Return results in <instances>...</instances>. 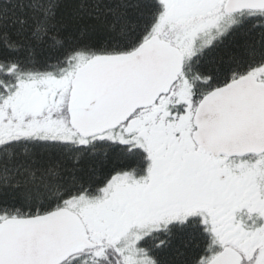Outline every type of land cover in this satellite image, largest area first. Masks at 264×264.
<instances>
[{
  "label": "trees",
  "instance_id": "1",
  "mask_svg": "<svg viewBox=\"0 0 264 264\" xmlns=\"http://www.w3.org/2000/svg\"><path fill=\"white\" fill-rule=\"evenodd\" d=\"M164 12L161 0H0V110L5 107L0 113V133L11 129H5V121L27 127L46 121L51 130L77 132L68 107L80 69L100 59L131 55L155 37L172 46L178 30L182 34L194 31L210 16L196 27L188 17L166 23L160 30ZM228 15H235L234 26L209 45L196 44L195 53L183 57L174 87L191 90L192 113L207 92L264 67V4ZM178 81L187 84L178 85ZM33 84L34 88L29 87ZM16 96L18 103L9 106ZM181 97L173 93L172 98L156 101L158 107L151 106L137 126L148 132L153 127L145 124L148 115L162 121L164 128L178 125L180 117L174 114L179 111L172 106ZM31 131L0 137V215L7 216L0 219V226L72 210L69 201L79 205L82 196L98 192L114 174L143 173L145 157L135 146L140 138L133 130V144L113 140L111 135L99 139L97 133L78 131L79 136L69 140L46 133L33 137ZM218 196L219 202H226ZM207 198L206 207H219L212 197ZM229 213L233 214L224 207L216 216L229 217ZM125 219L126 215L118 218L119 230ZM212 235L203 220L193 217L172 222L161 236L143 241L142 246L152 253L153 264H212L225 252L233 256V264H264V231L259 242L254 237L244 242L239 234L231 238L225 234L219 242ZM85 239L93 245L80 243L59 264H129L116 243Z\"/></svg>",
  "mask_w": 264,
  "mask_h": 264
},
{
  "label": "water",
  "instance_id": "2",
  "mask_svg": "<svg viewBox=\"0 0 264 264\" xmlns=\"http://www.w3.org/2000/svg\"><path fill=\"white\" fill-rule=\"evenodd\" d=\"M180 66L178 51L155 37L131 55L100 59L80 69L68 107L74 126L89 131L125 118L168 88ZM121 111L124 115L116 116ZM194 120V141L214 158L263 154L264 83L249 74L225 89L213 91L199 103ZM65 215L71 214L63 211L1 225L0 264L60 263L70 254L69 251L60 259L62 251L53 247L59 239V229L70 227ZM80 243L92 245L83 237L78 238ZM230 256L225 252L212 264H233Z\"/></svg>",
  "mask_w": 264,
  "mask_h": 264
},
{
  "label": "rangeland",
  "instance_id": "3",
  "mask_svg": "<svg viewBox=\"0 0 264 264\" xmlns=\"http://www.w3.org/2000/svg\"><path fill=\"white\" fill-rule=\"evenodd\" d=\"M164 3L165 12L163 15L162 20L160 21V30L161 27H163L166 23L167 25L169 22L177 21L180 18H191L193 22L195 23V27L202 21L205 20V16L207 12H210V17L208 16L207 22L208 23L211 20V17L220 18L222 14H225V17L223 19H219V22L216 23V20L214 22L209 23V26H205L203 23L201 25H198L196 30H190L187 34H182L180 30L176 33L175 41L177 43L172 44L170 46L166 40L165 44L169 46L170 49L177 50L179 55L182 57L185 56H192L195 53V45H207L211 44L219 35H222L227 31V27H230L233 23L234 18L230 15H227V9L224 6L222 11L220 12L221 7L227 3V7L229 11L240 8L243 5L244 6H259L264 4V0H161ZM226 1V2H225ZM261 2L259 5H253L255 3ZM226 18V19H225ZM196 34V35H195ZM186 82V81H184ZM60 85H63V83H60ZM29 87H35V84L30 85ZM179 89H182V98H179L178 102L185 105V107H189V98H190V92L188 89H184L182 87H179ZM22 95V94H18ZM17 96L12 97V99L9 101V106L15 105L17 102ZM5 107H3V112L0 110L1 116L2 113L5 112ZM19 114V113H18ZM20 115V114H19ZM21 117V116H20ZM41 120L44 119V116H41ZM153 116L148 115V120L145 122V124H150L151 126H154V121L152 119ZM122 118L118 119V121H115L114 123H103L102 128H107L108 125L110 129H108L105 133H101V131H98L99 138H109L111 135V139L113 140H121V141H127L132 143L135 138L131 135L130 126L126 125H120V127L115 128L112 124L117 125V123ZM189 119H191L188 115L186 118H182L178 125H176V129L181 130L183 132L184 138L189 139ZM11 122L5 121L4 126H6L5 129H9L8 133H0V137L8 135H18L23 134L27 132H23L24 129L32 130L29 133H32L34 136L37 137L39 135H45L50 134L53 138H65L72 140L79 136L76 134L78 131L81 132V134H92L95 133L97 130L102 129H96L94 127L93 129L87 130H80V129H74L72 132V135L70 133H66L65 130H51L50 126H47V122H39V123H31L27 124V126L22 125H11ZM62 123V122H60ZM111 125V126H110ZM140 125V122H136L132 124V130L138 133L141 131L140 127L137 126ZM2 126V125H1ZM115 126V125H114ZM145 126V125H144ZM64 129H70L68 127H65L63 125ZM115 128V129H114ZM169 128V127H168ZM138 130V131H137ZM67 131V130H66ZM42 133V134H39ZM32 136V135H28ZM20 137V136H17ZM71 138V139H70ZM81 141L84 142V139L81 137ZM80 141V143H81ZM137 142L142 143L141 139H136ZM133 144V143H132ZM135 146L140 147L136 144ZM148 182V177L146 176V184ZM143 183V176H132L129 173H117L111 176L110 179H108V182L98 190L96 193L88 196H82L81 200H79V205H74L72 202L69 201L70 208L72 210H68V212L73 215V218L71 215L70 217L66 216L65 218L68 219V224L70 227L66 226V228H61L59 232V239L55 242L54 248L58 249L60 252L62 251L59 258L63 257L64 255H67V252L70 251L73 252L79 244L78 238L79 237H88V238H94L100 243H116L118 247L120 248L123 255H125V259L128 261L129 264H153L152 259L145 253L142 242L146 239H152L154 236L158 237L156 229H165L166 226L172 224V222H186L187 219H193V217L200 218L203 220L205 225H208L209 228H211V231L214 235V239H217V241L221 242L223 241V238L225 237V234H228V232H234L233 227L229 229L228 227L231 224L230 218L227 216L224 217H218L216 216V213L221 209L226 207V209L233 214H236L239 212V207L237 200L232 199L230 195L226 193L224 190H219L217 192L213 191L212 193L208 191L205 193V191L198 190L196 195L193 193V195L187 194L184 202L185 204H181L180 208L178 210H174L172 206H169V210L164 209L160 213H156L151 215L155 221H151L148 215H142V212L140 210H134L132 212L126 210L121 211L119 209L120 205L123 204L124 201H126V205L130 200H132L131 192H136V195L138 196V190L139 187L142 186ZM140 184L139 187H137ZM132 186L133 188L129 187ZM135 188V191H134ZM226 198V202H219V196ZM215 195V196H214ZM199 205L197 204V198ZM208 197H212L211 201L216 202L219 204V207H214L209 209L204 204L205 202L208 203ZM214 196V197H213ZM85 197L86 200H85ZM184 197V196H183ZM165 198H169V196H165ZM227 200L229 202H227ZM85 201V203H84ZM212 203V202H211ZM137 209V207H135ZM232 209V210H231ZM234 209V210H233ZM246 210L248 213H253V208L243 207L241 210ZM259 209L264 210V202L263 200L260 201ZM258 209V210H259ZM256 210L255 212H257ZM224 211V210H223ZM138 212H140L138 214ZM126 215V219L123 220L124 223L122 224V227H120L119 230V221L118 218L123 217ZM7 218L6 214L0 215V219ZM172 218V220H171ZM77 223L79 224V229L81 232H79V229L77 227ZM156 224V225H154ZM108 226H112L113 232L110 230ZM235 228L238 227V225H233ZM234 228V229H235ZM236 230H240V228H236ZM116 231V232H115ZM120 232V233H119ZM120 236L116 240L114 238L115 236ZM117 241V242H116ZM118 252L119 249H118Z\"/></svg>",
  "mask_w": 264,
  "mask_h": 264
},
{
  "label": "flooded vegetation",
  "instance_id": "4",
  "mask_svg": "<svg viewBox=\"0 0 264 264\" xmlns=\"http://www.w3.org/2000/svg\"><path fill=\"white\" fill-rule=\"evenodd\" d=\"M260 3L261 2H258L253 5H258ZM224 6L227 9L226 13L240 11L248 7L247 5H243L240 8L229 11L226 3V5L224 4L221 7L220 12L222 13ZM207 14H210V12H207L206 15ZM223 17H225V14H222L220 18L211 17L210 21L214 22L216 20L217 23L219 19H223ZM233 18H235V15ZM210 21L205 24L206 27L209 26V23H211ZM234 24L235 19L230 27L234 26ZM230 27H227V31ZM181 68L182 67H178L175 71L171 85L174 83ZM252 74L257 77L258 81L264 83V67L256 69ZM239 80L240 79L232 80L218 89H225L237 83ZM176 83L175 81V84ZM186 84L187 82L178 81V85ZM171 85L161 90L156 98L148 104L139 106L131 113H127L126 116H124L125 118L122 117L118 123L127 121V127L130 126L132 135V124L138 122L140 118L142 119L151 106H156V101H158L161 94L170 93V98L173 97V93L177 96L182 95V89H176L174 84ZM213 91L207 92L201 98L203 99ZM189 92L191 93V90ZM169 95L161 96L160 100L165 99L166 96ZM192 98L194 102L195 98ZM198 103L199 101H197L196 108ZM156 107H158V105ZM176 107L179 113L174 115L180 117V120L186 118L187 115L189 117L191 116V119H189V139L184 138L183 132L176 129L177 126L171 125L169 128H164L163 122H158L156 120L153 122L154 126L148 132H146V130L140 131L137 136L142 140V143L138 145L141 146L145 157L142 173L143 187H139L138 185V196L136 192L133 193L132 191V200H130L127 205L126 201H124L119 209H122L121 211L126 210V212L140 210L142 215H148L151 221H155L151 215L160 213L164 209L169 210V206H172L174 210H178L180 208L178 203L179 205L185 204L182 202H184L187 194L192 196L193 193L198 190L207 193L208 191L217 192L221 189L226 191L232 199H236L239 207L243 208L250 206L253 208V213H248L246 210H241V208H239L237 214L231 215L229 213L231 224L228 228L231 229L233 227L235 231L228 232V236L231 238L239 234L244 242L246 239H252L253 237L254 242L262 241L261 238L263 236L261 235L264 231V210L259 209V206L261 200L264 202V153L234 157L219 156L218 158L204 153L193 139V134L197 130L194 120L196 108L192 113L191 104L189 107H185V105L180 102H176L173 104L172 110ZM172 110L170 114H172ZM130 175L132 177L136 174L133 172ZM146 176L148 177L147 184ZM130 188L133 187L130 186L129 189ZM197 193L198 192L194 194L196 195ZM165 196H169V198H165ZM227 202L229 201L227 200ZM135 207H137V209H135ZM256 210L258 211L255 212ZM233 225H238L236 228H240V230H236ZM161 230L162 229H156L158 236H161ZM144 239V241L148 243L152 242L154 237L152 239ZM143 249L154 263L155 258L152 253L148 251L145 246ZM120 253H122L121 250ZM230 257L234 263L235 260L233 256Z\"/></svg>",
  "mask_w": 264,
  "mask_h": 264
},
{
  "label": "bare ground",
  "instance_id": "5",
  "mask_svg": "<svg viewBox=\"0 0 264 264\" xmlns=\"http://www.w3.org/2000/svg\"><path fill=\"white\" fill-rule=\"evenodd\" d=\"M123 110H126V109H123ZM120 113H122V111L121 112H119V113H116V116H119V114ZM71 115V114H70ZM121 116H123L124 114L122 113V114H120ZM138 187V186H137ZM65 216H67V215H65ZM68 217H70V216H68Z\"/></svg>",
  "mask_w": 264,
  "mask_h": 264
}]
</instances>
